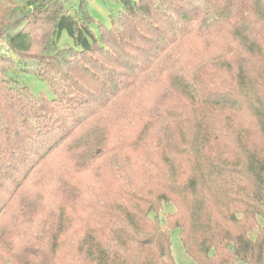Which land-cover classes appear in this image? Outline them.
I'll list each match as a JSON object with an SVG mask.
<instances>
[{"label": "trees", "instance_id": "obj_1", "mask_svg": "<svg viewBox=\"0 0 264 264\" xmlns=\"http://www.w3.org/2000/svg\"><path fill=\"white\" fill-rule=\"evenodd\" d=\"M18 1L0 38L53 98L0 64V264H176L172 228L195 264H264V0H120L97 33L84 0Z\"/></svg>", "mask_w": 264, "mask_h": 264}, {"label": "rangeland", "instance_id": "obj_2", "mask_svg": "<svg viewBox=\"0 0 264 264\" xmlns=\"http://www.w3.org/2000/svg\"><path fill=\"white\" fill-rule=\"evenodd\" d=\"M79 1L80 0H64V6L70 13L75 14L76 11H80L81 9ZM83 6L86 13L92 19L90 26L94 33H97V26L99 24L109 27L111 25V18L121 9L120 0H84ZM18 8H20V3L18 0H0V20H9L13 16H11L12 12L16 14L18 13ZM19 27L24 30L31 31L35 36V39L37 38L38 40H41L44 39L50 31L51 23L49 22V19L46 18V16H43L39 18L37 23L34 22L33 19L29 21L22 20ZM19 27H17V29H19ZM60 42L69 45L73 44L71 38L65 31H63L61 34ZM202 44L203 41H187L182 45L183 47L179 52L188 53L191 51L193 53L194 59L199 60L200 58L207 57L208 55L217 54L223 49L219 47V50L215 48L203 50ZM141 60L142 57L139 58V61ZM184 62H186V60ZM1 63L13 66V68L8 71V74L15 81H17V83L26 84L35 95H42L48 99L53 98V93L49 85L43 79H40L34 74V65L31 63V61H20L19 58L13 52H11V50L6 45L5 37L0 38V64ZM179 67H182V63ZM157 88L159 89V87ZM147 89L148 88L146 87L145 90ZM143 96L145 99L144 101H147L148 103V98L151 99L150 95L148 96V90L145 92V94H143ZM174 210L175 205L173 202H161L157 216L162 226H165V217ZM151 217H153V214H151ZM258 221L262 226H264V221L259 219V217ZM169 231L171 253L175 263L195 264L191 256L186 253L182 245V242L179 238V230L177 228H172ZM256 232L257 230H253L250 235L254 237ZM63 245L68 247L65 244ZM235 264L243 263L237 262Z\"/></svg>", "mask_w": 264, "mask_h": 264}]
</instances>
